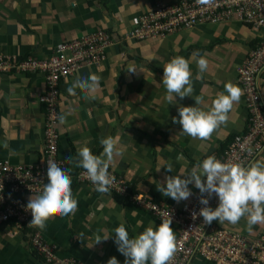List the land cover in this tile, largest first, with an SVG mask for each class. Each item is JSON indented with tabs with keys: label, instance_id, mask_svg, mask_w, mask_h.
<instances>
[{
	"label": "crops",
	"instance_id": "1",
	"mask_svg": "<svg viewBox=\"0 0 264 264\" xmlns=\"http://www.w3.org/2000/svg\"><path fill=\"white\" fill-rule=\"evenodd\" d=\"M153 0H0V53L22 60L33 55L48 58L57 46L70 39L104 29L113 36V44L99 65L81 67L60 82L58 124L59 154L72 157L67 162L78 169V150L86 145L102 155L99 140L112 136L121 156L113 157L110 167L126 178L134 193H144L169 205L182 206L198 189L189 184L191 195L179 202L162 195L157 188L165 177H187L193 165L209 155L216 158L232 137L247 126L244 92L236 81V68L260 38V31L239 19L198 24L157 39L136 40L127 37L139 17L152 9ZM174 56L190 59L192 96H200L199 107L207 111L213 99L230 82L241 90L227 121L207 139L182 132L178 107L194 106L192 96L175 102L165 100L163 66ZM204 56L208 68L199 73L195 59ZM135 67V72L127 69ZM89 74L99 77L94 91L80 86L70 94L74 80ZM42 72H0V159L14 164H37L44 151L45 91ZM264 108V71L259 78ZM177 157H180L177 159ZM264 158V150L257 159ZM170 163L172 171L162 164ZM161 166V167H160ZM203 180V178H202ZM77 199L76 211L61 217L53 212L40 231L58 247L61 256L84 264H106L115 256L119 264L125 257L113 243V230L124 223L130 237L161 221L133 201L112 193H99L87 184H72ZM121 196V195H119ZM35 198V196H32ZM139 222V223H138ZM222 226L254 234L264 224L249 229L246 217L236 224ZM174 230V227L171 226ZM109 235L98 244L97 235ZM0 264H46L32 250L28 238L0 230ZM192 264H217L197 257Z\"/></svg>",
	"mask_w": 264,
	"mask_h": 264
},
{
	"label": "built area",
	"instance_id": "2",
	"mask_svg": "<svg viewBox=\"0 0 264 264\" xmlns=\"http://www.w3.org/2000/svg\"><path fill=\"white\" fill-rule=\"evenodd\" d=\"M151 10L144 12L127 37L136 40L157 39L198 24L220 23L239 19L260 31L256 45L236 68V81L244 92L247 108L246 129L237 133L217 159L248 165L264 150V108L259 78L264 71V0H153ZM113 44L110 31L100 29L60 43L48 58L29 56L22 60L0 53V72L39 71L45 77V91L40 96L45 105L44 151L39 163L14 164L0 159V225L8 222L11 234L25 235L46 264H84L75 258L61 256L56 243L48 241L39 228L30 224L26 209L30 197L38 195L47 183V162L62 163L71 169L72 184H87L95 189L84 169H73L60 156L59 100L60 82L83 66L99 65ZM111 183L108 192L130 196L136 205L162 221L171 219L175 234V252L167 264H192L197 257L217 264H264V229L254 234L243 233L220 225L216 220L205 224L199 215L201 193L195 191L182 206L169 205L144 193H131L129 181L109 166ZM206 195V194H205ZM218 203L213 194L209 206ZM193 213H196L195 218ZM12 223V224H11Z\"/></svg>",
	"mask_w": 264,
	"mask_h": 264
},
{
	"label": "clouds",
	"instance_id": "3",
	"mask_svg": "<svg viewBox=\"0 0 264 264\" xmlns=\"http://www.w3.org/2000/svg\"><path fill=\"white\" fill-rule=\"evenodd\" d=\"M197 2L206 5L210 0ZM189 63L190 59L174 56L164 64L162 83L166 90V101L176 103L177 97L183 99L185 96H192ZM195 63L199 73L207 71L208 60L204 56H198ZM127 70L135 72L137 69L130 67ZM98 80L99 77L95 74H89L87 78L81 76L74 80L67 91L72 94L77 86L94 91ZM240 95L241 90L237 86L226 82L224 91L216 95L207 111L199 107L201 97L192 96L195 105L178 107V119L174 116L172 120L179 123L183 133L194 138L207 139L214 129L227 121V114L233 104L239 101ZM64 119V116L59 117L61 124ZM99 143L103 148L102 155L93 154L88 146L83 145L78 150L76 166L85 170L97 192L106 193L111 183L109 165L114 155L121 156L122 151L116 146L112 136H105ZM65 159L71 161L72 157L65 154ZM161 166L166 171H172L170 163ZM70 172L71 169L62 163L47 162V183H43L41 192L35 198L30 197L26 204L32 217L31 225L42 230L53 212L63 217L76 211L77 199L71 189ZM189 184H193L201 193L199 203L203 207L199 209V215L205 224L213 220L219 224L225 221L236 224L241 217H246L249 229L252 225L264 224V158L242 165L239 162L221 161L214 155H209L193 165L186 178L180 175L165 177L164 185H160L157 190L179 202L191 195ZM213 194L218 200L215 208L209 206V198ZM195 215L193 213L194 218ZM170 225L171 219H164L159 225L148 226L134 237L129 236L124 223L115 227L113 243L117 251L125 257L124 264H167L175 252V234ZM108 238L109 235L98 234L93 244ZM106 264H119V261L113 256Z\"/></svg>",
	"mask_w": 264,
	"mask_h": 264
},
{
	"label": "trees",
	"instance_id": "4",
	"mask_svg": "<svg viewBox=\"0 0 264 264\" xmlns=\"http://www.w3.org/2000/svg\"><path fill=\"white\" fill-rule=\"evenodd\" d=\"M236 135V134H235ZM234 135V136H235ZM234 136L232 137V139L234 138ZM232 139L230 140V141H228V143L226 144V146L232 141ZM223 151V150H222ZM220 154V153H219ZM129 189H130V192L131 193H134V188H132L131 187V184L129 185ZM115 195H118V194H115ZM118 197H122V196H119L118 195ZM122 198H124V199H128V200H130V196L129 195H127V196H123ZM157 200V199H156ZM12 224V223H11ZM10 223H8V222H5V223H3V224H1L0 225V230H2V231H4V230H7V229H9L10 227ZM214 262V261H213Z\"/></svg>",
	"mask_w": 264,
	"mask_h": 264
}]
</instances>
